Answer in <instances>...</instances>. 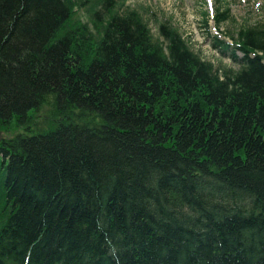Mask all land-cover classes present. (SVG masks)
I'll use <instances>...</instances> for the list:
<instances>
[{"label": "trees", "instance_id": "1", "mask_svg": "<svg viewBox=\"0 0 264 264\" xmlns=\"http://www.w3.org/2000/svg\"><path fill=\"white\" fill-rule=\"evenodd\" d=\"M76 3L0 0V131L33 122L29 112L48 108L43 129L27 127L20 145H8L22 154L9 165L10 193L0 192L2 204L7 192L12 206L0 213L13 217L0 221V261L52 264L78 255L82 264H97L102 236L106 264H264V218H254L264 213V27L238 31L244 58L233 72L181 48L167 24L153 38L141 16L119 14L115 0L91 4V27L79 21ZM72 16L81 27L67 23ZM99 53L106 59L92 61ZM155 75L177 106L163 108L146 88ZM185 90L191 101L181 107ZM193 168L203 176L195 178ZM168 182L180 187L185 203L183 186L201 185L232 194L243 211L229 219L203 214L197 200L204 193L194 189L198 218L176 232L151 213L159 210L154 184L160 191ZM233 230L248 235L247 243L230 242ZM163 249L170 263L161 260Z\"/></svg>", "mask_w": 264, "mask_h": 264}, {"label": "bare ground", "instance_id": "2", "mask_svg": "<svg viewBox=\"0 0 264 264\" xmlns=\"http://www.w3.org/2000/svg\"><path fill=\"white\" fill-rule=\"evenodd\" d=\"M77 3H76V6L74 8V12L76 13L79 21L82 23V24H87L88 26L91 25L90 23V16H89V11H87V9L91 6V4H96V5H99L100 3H97L95 0H75ZM94 9H97V10H100V7L97 6L96 7H93V10ZM71 22H68L67 23H72L73 27L75 29H77L78 27H81L82 25L80 23H78L77 21H75V19L72 18L70 19ZM209 41L211 42V48H214L215 45L217 44V40L215 39H209ZM178 42L180 43L181 45V48H183L184 50H187L190 54L194 55V56H197L199 57V54L196 53L193 48H192V45L190 44V41L189 39H187L186 37H184L183 35H178ZM115 46H119L118 44L119 43H115V42H112ZM145 48H146V51L147 53H149V47L148 45L145 43ZM180 51V49H179ZM184 53V52H182ZM185 55H189V54H186ZM92 56V55H91ZM90 56V57H91ZM96 56V55H95ZM94 56V57H95ZM146 56H149V55H146ZM92 57V61L93 60H98V59H101V60H104L106 59L107 57V54L106 53H99V57ZM102 62V61H100ZM126 61H124L125 63ZM239 67L241 66V64L238 65ZM215 68H220V67H215ZM239 68H233V69H230L231 71L233 72H237ZM155 78H156V75L155 77L153 78V76L151 77V79H149L148 83L146 84V88L148 89H151L154 93V98L157 100L158 104L161 105L163 108H166V107H171V106H177V104L173 101V100H168V96L165 94L166 93V90L164 89V87H162L160 89V87L157 85L159 84L158 82L155 81ZM230 78H234L232 76H230ZM218 83H222L224 82V78L222 75H219L218 77ZM235 79V78H234ZM154 85V86H153ZM229 86H231V83L229 84ZM225 90L223 89L221 91V93H224ZM189 91L187 92V90H185L183 93H182V98H185L184 102H182L181 104V107H183L184 105H186L187 102L191 101L188 97H186L187 95H189ZM146 98L148 99H152L153 98V94L152 92H146ZM164 99V100H163ZM167 100V101H165ZM163 101H165V103H163ZM226 103H228L229 99L226 98L224 100ZM157 105V104H156ZM158 106V105H157ZM44 108H47V107H42L41 109H44ZM35 111V112H29L28 114L34 116L33 117V122H27L25 121L24 123H19V125H17L18 127H16L15 125V128L13 129H10L8 131H12V132H1L0 131V192L5 189L7 191H9L10 193V189L9 187L7 186V178H8V171H9V165H10V162L12 159H15L16 157H19L21 156L22 154V151L20 150L19 152H17L16 149H13L11 150L9 148L8 145L12 144V143H15V144H18L20 145L22 139L21 138H18V137H27L26 135H28L27 133V130L31 127L32 129H41L42 128V119L45 118V116L47 115V111H48V108L46 109L45 111V114L41 113L40 114V111ZM182 109H185V108H181L180 110H178V112L180 113H183V110ZM203 111H201V118L204 119L206 122H209V118L211 119V116L209 117L210 115V112L209 110H207L206 108H202ZM230 118H233L232 116H228ZM226 120V119H225ZM228 122V119L226 120ZM180 122V117L179 115L174 117L173 118V121L171 122V124H176V123H179ZM31 123L35 124L36 126H32ZM225 124V123H224ZM11 125H14V121H12ZM190 124H187V123H184L183 122V129H184V133L187 134L188 131L187 129L189 128ZM226 125V124H225ZM29 127V128H27ZM43 129V128H42ZM47 128H44V130H46ZM16 138H18L16 141H14ZM26 142H24L23 145H25ZM165 147V146H164ZM233 151H236V152H240V154H237L235 153L237 156H244V158L246 159L245 157V152L242 150V149H239V148H235V149H232ZM175 153H177L179 156H182V157H187L186 153L185 152H179L177 150H174ZM173 151V152H174ZM210 154V153H209ZM242 160L243 162L245 161ZM195 170L193 173V176L195 178H200L201 176H203V174L201 172H199L197 169H194ZM214 181V180H213ZM174 182H178V178L176 177L175 181ZM216 183V181L214 182ZM155 187V194L153 195V198L155 199V201L157 202V207H158V211L154 210L153 212H151L152 214H154V217H156L155 221H162L164 222L166 225H169L171 227V229H173L174 231L178 232V231H183L182 228H183V225L188 227V223L189 222H193L195 223V220L198 218V215H197V211H198V208L197 206L195 205V202L192 201V197L194 196L193 195V190L194 189H198L200 192H203L204 193V196L200 199V200H197V201H201V204H200V208H203L204 207V210L200 211L201 213L203 212V214H206V215H210L213 216L214 215V218L215 217H223V218H226V219H229L225 216H229L231 218H233L232 215H230L231 212H234V213H240L243 211V207L241 204H239V202H237L233 197V195L231 194H223V195H220V194H216L215 192H212L210 191L209 187L207 186L206 189L204 187H202L201 185H198L197 188H194L192 186H186L184 185L183 186V195H184V198L186 200V203L182 201V199L180 197H178L179 195V190L180 187L178 185H173V182H168V185L166 186V190L162 189L160 191H158V187H160V185L158 184H154ZM236 190H244L243 188H234ZM246 192H250V191H247ZM2 195L4 196L3 197V201L4 203L3 204H8L7 201L9 200L11 202V198L8 196V199H7V192H3ZM149 196V195H148ZM248 197L251 199L253 197V195H250L248 194ZM178 199V200H176ZM150 200H151V197H150ZM14 203V202H13ZM211 203V204H209ZM2 204V201L0 200V212H1V209H3V207H9L11 206L10 204L8 205H3ZM144 205H147L145 203H143ZM15 205V208H12V209H16V207H18L16 204ZM12 207V206H11ZM18 209V208H17ZM146 211H152V210H148V209H145ZM15 213V212H13ZM161 213L163 214V216L161 215ZM222 213V214H221ZM253 213V211H252ZM167 214L166 217H164L165 215ZM224 215V216H223ZM259 216L263 217L264 218V213L263 212H260V213H257L254 218H258ZM213 218V219H214ZM13 217L10 216V213L8 212H3V213H0V221L1 220H6L8 222H12L13 220ZM212 219V220H213ZM211 220V223L214 224V222ZM219 219H217L216 221H218ZM231 220V219H230ZM174 225V226H172ZM179 227H182V228H179ZM96 228L101 232V226L96 223ZM113 231L114 229L111 228ZM111 230V231H112ZM232 234H228V239L230 242H234V245L236 244H242V243H247V238H248V235H243L238 233V232H235L234 230L231 231ZM102 239V236H97V239H96V250H95V254H94V259L95 262L97 264H106L107 262V258H106V249L104 248L102 251H100L101 249H98V247H100V241ZM93 246L92 243H87V248H91ZM233 246V245H231ZM101 248V247H100ZM163 251V254H162V257H161V260L162 261H166L167 263L169 262L170 263V260L171 259H167V251L165 252V249L162 250ZM243 252V251H241ZM44 254H46L44 251H43ZM87 253L83 254L81 256V258H83V260L85 261V257L88 256L86 255ZM90 256V255H89ZM112 256L113 258H115V255H110ZM74 259L70 261H60V262H55V263H52V264H82L81 261H79V256L78 255H75L72 256ZM67 259L70 260V257H66ZM171 258V256H170ZM64 259V258H63ZM22 264H29L28 263V260L27 259H24L23 260V263Z\"/></svg>", "mask_w": 264, "mask_h": 264}, {"label": "rangeland", "instance_id": "3", "mask_svg": "<svg viewBox=\"0 0 264 264\" xmlns=\"http://www.w3.org/2000/svg\"><path fill=\"white\" fill-rule=\"evenodd\" d=\"M126 5L132 8L138 6L149 8L147 14L143 13V17L148 20L154 34L155 23L152 19L155 17L150 13L157 17H172L174 26L184 37L189 39L193 50L202 59L212 62L215 67L237 68L229 58L211 48L209 39L212 35L206 33L200 18L201 13L205 11V6L200 0H127ZM214 5L215 8L218 6L216 0H214ZM226 6L231 10L234 23L220 27L219 31L224 36L228 37V33L244 24L264 23V0H246L244 4L242 0H226L224 7ZM46 109H41L40 114H45Z\"/></svg>", "mask_w": 264, "mask_h": 264}]
</instances>
